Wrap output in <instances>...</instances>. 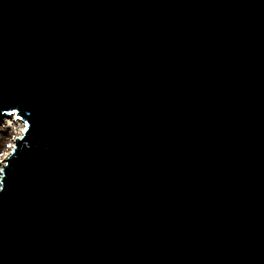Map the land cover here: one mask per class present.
<instances>
[{
  "label": "water",
  "instance_id": "95a60500",
  "mask_svg": "<svg viewBox=\"0 0 264 264\" xmlns=\"http://www.w3.org/2000/svg\"><path fill=\"white\" fill-rule=\"evenodd\" d=\"M12 112L0 264H264V0H0Z\"/></svg>",
  "mask_w": 264,
  "mask_h": 264
},
{
  "label": "bare ground",
  "instance_id": "6f19581e",
  "mask_svg": "<svg viewBox=\"0 0 264 264\" xmlns=\"http://www.w3.org/2000/svg\"><path fill=\"white\" fill-rule=\"evenodd\" d=\"M17 114L16 112H12L9 115H6L2 113L0 115V133L6 134L11 131L15 132L17 134V137H20L23 134L24 128H25V122L22 119H16ZM9 152H7L3 158H0V180L2 177V171L3 166L6 165L7 155ZM1 186V183H0Z\"/></svg>",
  "mask_w": 264,
  "mask_h": 264
},
{
  "label": "rangeland",
  "instance_id": "374dc122",
  "mask_svg": "<svg viewBox=\"0 0 264 264\" xmlns=\"http://www.w3.org/2000/svg\"><path fill=\"white\" fill-rule=\"evenodd\" d=\"M17 134L13 131L2 134L0 133V158L11 151L12 146L14 145Z\"/></svg>",
  "mask_w": 264,
  "mask_h": 264
}]
</instances>
